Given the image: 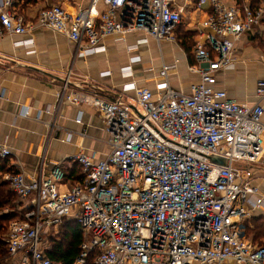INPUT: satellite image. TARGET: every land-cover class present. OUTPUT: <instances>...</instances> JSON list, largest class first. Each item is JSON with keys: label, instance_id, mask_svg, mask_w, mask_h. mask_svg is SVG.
Returning a JSON list of instances; mask_svg holds the SVG:
<instances>
[{"label": "built area", "instance_id": "built-area-1", "mask_svg": "<svg viewBox=\"0 0 264 264\" xmlns=\"http://www.w3.org/2000/svg\"><path fill=\"white\" fill-rule=\"evenodd\" d=\"M76 1L75 12L50 4L29 19L17 12L15 0H0V37L47 28L74 44V57L105 52L109 37L141 35L126 45L130 55L120 73L129 80L115 98L73 89L70 67L54 104L32 117L43 122L41 116L47 114L44 123L53 130L64 102L89 105L103 122L106 136L97 140L106 149L101 157L83 148L73 156L84 178L72 185L62 181L58 164L44 175L43 162L37 176L21 170L1 175L26 207L23 218L8 223L7 258L19 264H53L42 235L66 218L76 220L83 235L74 264L89 259L92 264H264V244L249 242L243 224L264 206V193L241 165L257 162L264 151V78L256 83L252 105L215 87L216 73L235 65L237 40L264 18V0L256 7L195 0L197 10L210 8L193 24L195 62L187 70L197 79L172 87L169 73L177 69V59L162 61V80L155 89L132 78L133 65L140 61L132 53L149 39L176 44L174 31L183 22L178 1ZM17 43L33 52L32 38ZM28 115L23 106L19 116ZM73 134L87 137L71 132L61 141ZM10 154L7 140L0 139V158Z\"/></svg>", "mask_w": 264, "mask_h": 264}, {"label": "crops", "instance_id": "crops-1", "mask_svg": "<svg viewBox=\"0 0 264 264\" xmlns=\"http://www.w3.org/2000/svg\"><path fill=\"white\" fill-rule=\"evenodd\" d=\"M177 1L183 19L185 15H193L190 14L191 9L197 10L195 0ZM222 1L226 5L245 2L260 4L259 0ZM58 2L69 12H75L79 5L76 0ZM40 5L41 2L30 5L24 13L32 19ZM209 10L207 5L203 10H197L195 17L204 18L205 12ZM140 36L130 33L122 40L109 37L104 40L105 52L86 57H74V44L64 35L47 28H35L24 36L0 37V139L7 140L11 150L9 161L17 171H23L28 177L37 176L43 162L42 175L47 174L55 164L61 166L71 162L81 148L87 152L97 151L98 157L102 156L106 147L97 139L104 138L106 133L101 117L91 106L64 102L57 113V126L53 130L44 123L50 118L47 114L41 116L43 122L35 121L32 117L37 110L54 104L55 93L70 67L74 74L73 89L111 100L115 98L121 90V84L129 80L120 73V68L127 64L130 55L126 45L134 43ZM26 37L33 39L32 53L17 43ZM262 41L264 22L253 26L237 40L234 67L216 73L215 87L225 90L230 99L248 105L256 101V83L264 78V51L259 45ZM175 45L168 42L158 45L152 39L140 45L132 53L140 56V61L133 65L132 78L139 85L155 89V83L162 80L158 72L161 62L172 63L177 59V69L169 73L171 86L177 87V83L184 80L195 81L197 76L187 70L188 60ZM102 72L108 74L102 75ZM23 106L28 110L26 118L19 116ZM78 116L79 123L76 122ZM261 120L264 123V112ZM71 132H83L87 137L73 134L68 141H61ZM246 165L252 173V184L264 193V151L257 162ZM255 215H261L264 219V206L256 209ZM246 239L252 242L251 237Z\"/></svg>", "mask_w": 264, "mask_h": 264}, {"label": "trees", "instance_id": "trees-1", "mask_svg": "<svg viewBox=\"0 0 264 264\" xmlns=\"http://www.w3.org/2000/svg\"><path fill=\"white\" fill-rule=\"evenodd\" d=\"M38 1L41 0H15L14 4L18 13H24L28 6L38 3ZM257 4L258 2H255L251 5L256 7ZM261 22H264V18ZM182 24L183 22L177 26L174 36L176 42L187 53L188 62L193 64L195 61L193 57L191 59L190 51L194 44L193 38L196 35V30L184 29ZM60 168L63 172L62 181L64 183L72 185L82 182L84 174L77 162L71 160V162L61 165ZM4 172H17L8 158H0V260L5 259L8 255L5 238L9 221L23 218L26 211V207L11 191L8 183L1 178ZM243 224L245 235L251 237L253 245L260 246L264 244V219L261 215L252 216L249 220H245ZM57 227L58 232L56 236L50 239V246L46 249V254L53 264H74L83 241L81 228L76 220L66 218ZM87 264H92L90 259Z\"/></svg>", "mask_w": 264, "mask_h": 264}, {"label": "rangeland", "instance_id": "rangeland-1", "mask_svg": "<svg viewBox=\"0 0 264 264\" xmlns=\"http://www.w3.org/2000/svg\"><path fill=\"white\" fill-rule=\"evenodd\" d=\"M39 3L41 2V5L39 7V9L43 6H47V5H50V4H58V0H41V1H38ZM189 12V10L187 11V13ZM196 12H198L197 10H192L191 9V13L190 14H193V15H185L184 16V19H183V24L182 26L184 27V29H195V27L193 26L194 23H196L197 19L199 20L198 16L195 17L196 15ZM189 16V17H188ZM197 40V32H196V35L195 37L193 38V41H194V44L193 46L191 47V59L193 57L194 59V53H193V49H194V46H195V42ZM175 45V44H173ZM176 45L177 47L179 48L180 52L182 53V56H184V58H186L188 60V55L187 53L184 51V49L180 46V44L178 42H176ZM175 45V46H176ZM259 45L263 47V51H264V41L262 42H259ZM160 60V59H159ZM189 63V62H188ZM185 81V80H184ZM8 160H10L8 158ZM10 162V161H9ZM243 167H248L246 164L242 163L241 164ZM22 204V203H21ZM250 219V218H249ZM248 219V220H249ZM58 232V227H52V228H49L43 235H42V244L43 246L48 249V247L50 246V239L54 236H56ZM248 236H246L247 238ZM11 261V262H10ZM0 264H19L18 263V260H9L7 257L3 260H0Z\"/></svg>", "mask_w": 264, "mask_h": 264}, {"label": "water", "instance_id": "water-1", "mask_svg": "<svg viewBox=\"0 0 264 264\" xmlns=\"http://www.w3.org/2000/svg\"><path fill=\"white\" fill-rule=\"evenodd\" d=\"M211 161H214V162H217L221 165H224L225 164V160L224 159H220V158H216V157H211L210 158Z\"/></svg>", "mask_w": 264, "mask_h": 264}]
</instances>
